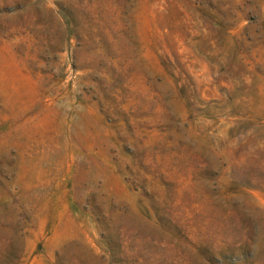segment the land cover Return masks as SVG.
Returning <instances> with one entry per match:
<instances>
[{"label":"rangeland","instance_id":"1","mask_svg":"<svg viewBox=\"0 0 264 264\" xmlns=\"http://www.w3.org/2000/svg\"><path fill=\"white\" fill-rule=\"evenodd\" d=\"M0 264H264V0H0Z\"/></svg>","mask_w":264,"mask_h":264}]
</instances>
